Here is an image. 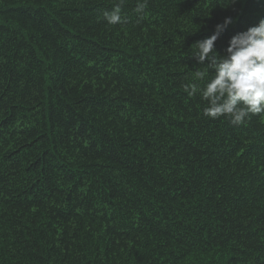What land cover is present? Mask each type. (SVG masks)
<instances>
[{"label":"trees","instance_id":"trees-1","mask_svg":"<svg viewBox=\"0 0 264 264\" xmlns=\"http://www.w3.org/2000/svg\"><path fill=\"white\" fill-rule=\"evenodd\" d=\"M119 2L0 0V264H264V114L183 89L264 0Z\"/></svg>","mask_w":264,"mask_h":264},{"label":"clouds","instance_id":"clouds-1","mask_svg":"<svg viewBox=\"0 0 264 264\" xmlns=\"http://www.w3.org/2000/svg\"><path fill=\"white\" fill-rule=\"evenodd\" d=\"M124 0L103 12L109 25L123 22ZM147 0H137L135 11L143 14ZM143 16H140L142 19ZM232 17L215 26L214 34L195 42L191 56L206 70H197L193 82L183 85L188 96L206 102L203 114L211 119L227 117L233 124L245 122L251 115L264 114V19L247 30L233 35L223 55L215 50V42ZM192 45V46H193Z\"/></svg>","mask_w":264,"mask_h":264}]
</instances>
